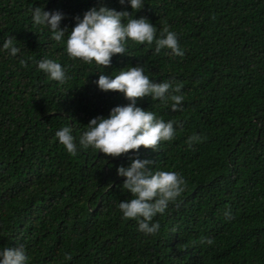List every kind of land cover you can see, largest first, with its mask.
<instances>
[{"label": "trees", "instance_id": "1", "mask_svg": "<svg viewBox=\"0 0 264 264\" xmlns=\"http://www.w3.org/2000/svg\"><path fill=\"white\" fill-rule=\"evenodd\" d=\"M101 5L148 18L156 35L168 26L184 55L128 41L110 65L89 64L31 21L32 7L59 10L71 30L75 16ZM9 35L21 51L0 52V246L22 245L27 264H264V0H143L136 11L118 0H0V44ZM45 57L67 65L68 79L39 71ZM138 64L150 79L180 83L184 96L179 111L136 98L176 128L139 156L186 181L148 235L117 207L131 194L116 168L134 151L72 155L54 135L69 126L78 137L91 118L128 104L95 80ZM192 134L200 139L188 147Z\"/></svg>", "mask_w": 264, "mask_h": 264}, {"label": "clouds", "instance_id": "2", "mask_svg": "<svg viewBox=\"0 0 264 264\" xmlns=\"http://www.w3.org/2000/svg\"><path fill=\"white\" fill-rule=\"evenodd\" d=\"M119 4L130 6L132 10L143 7V0H118ZM31 21L35 26L46 28L50 38L64 45L67 55L79 58L85 63L108 66L114 54L126 53V43H154V53L161 49L170 50L173 56H183L177 34L164 26L156 35L155 25L146 17L133 16L127 8L116 10L104 5L92 7L81 16H75L71 30L61 27L64 14L59 10L47 11L43 7L30 8ZM14 36H7L0 44V52L16 57L21 49L14 43ZM26 61L20 58V63ZM36 67L49 80L63 83L67 76V65L52 58L37 60ZM86 83V82H85ZM101 90L121 92L129 100L126 105L113 106L107 116H96L89 120L78 137L72 128L62 126L54 135L65 150L75 155L78 147L98 150L106 155L118 157L134 151L127 165L116 168L117 176L123 177L121 191L129 192L130 198L120 200L117 207L124 219H134L137 231L145 235L155 234L160 225L153 220L163 214L169 203L177 200L185 189L186 181L180 173L172 170L154 169L153 161L139 156V149L157 150L161 141H171L176 133L173 121H165L152 110L138 106L136 98L150 97L152 102L170 103L173 111L183 109L182 85L171 79H150L142 65L128 66L106 75L101 72L95 80ZM200 139L199 134L189 135L188 147ZM227 215V213H225ZM202 242L212 243L211 238ZM28 255L22 245L15 247L0 246V264H27Z\"/></svg>", "mask_w": 264, "mask_h": 264}]
</instances>
